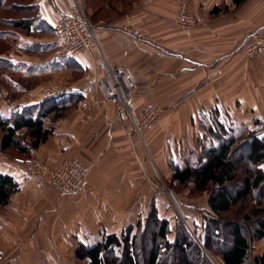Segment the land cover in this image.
I'll list each match as a JSON object with an SVG mask.
<instances>
[{
    "label": "crops",
    "instance_id": "obj_1",
    "mask_svg": "<svg viewBox=\"0 0 264 264\" xmlns=\"http://www.w3.org/2000/svg\"><path fill=\"white\" fill-rule=\"evenodd\" d=\"M181 1L198 18V26L181 29L175 24ZM33 4L48 29L53 30L59 15L74 4L82 7L95 26L93 52L74 56L77 68L58 61L55 55L40 62L27 60L41 66L38 73L43 81L47 76L52 79L29 89L30 96L37 98L17 102L29 105L43 101L48 95L42 90L50 81L79 86L81 90L71 94L81 96L80 101L58 119L46 120L53 133L34 153L47 157L53 165L76 157L91 166V174L84 188L76 193H61L52 183L39 190L19 159L12 161L0 155V173L13 176L20 187L11 197L9 218L0 213L3 240L9 237L10 226L16 230L15 224H27L31 217L36 218L38 230L44 225L48 214L35 212L32 216L34 203L54 201L48 212L56 213L64 208L74 211L89 196L95 198L100 187L114 182L109 178L110 170L121 165L124 154H131L134 135L139 136L134 141L145 144L155 168H159L169 166L170 159L178 157L185 137L198 129L201 114L216 108L223 111L224 107L235 112L237 106L244 111L246 102L252 104V110L263 112L264 101L255 88L257 99L245 96V80L248 72L264 75V55L248 57L245 43L252 31L264 35V0H245L238 5L234 0H34ZM28 42L48 49L54 39L43 42L33 37ZM115 68H123L134 77L135 90L128 100L132 114L138 117L149 104L159 106L163 112L159 122L141 134H127L131 127L129 111L120 103L108 101L97 84V79ZM124 177L115 191L124 193L128 189L122 187L133 186V181L128 184ZM156 204L159 207L160 203ZM76 217L65 240L98 239L95 236L100 228L92 231L84 215ZM93 218L95 224H100L99 215ZM106 232L113 231L106 227ZM37 235L36 232L30 240Z\"/></svg>",
    "mask_w": 264,
    "mask_h": 264
},
{
    "label": "trees",
    "instance_id": "obj_2",
    "mask_svg": "<svg viewBox=\"0 0 264 264\" xmlns=\"http://www.w3.org/2000/svg\"><path fill=\"white\" fill-rule=\"evenodd\" d=\"M33 1L0 0V40L11 39L19 52L55 50V29H48L38 17ZM244 1L234 0L237 5ZM23 9L26 15L20 17L4 14ZM44 32L54 33L52 48L28 42L32 35ZM54 57L67 66L78 67L74 56ZM39 68L19 55L0 52V75L16 92L27 89L18 78L40 75ZM1 88L0 84V92ZM80 98L70 93L48 96L36 104L16 103L6 112L0 107V150L13 149L17 158L33 154L53 133L46 120L63 116ZM221 113L216 108L200 116L207 133L203 139L210 137L209 144L203 142L199 151L195 148L182 160L169 161L172 181L190 187L191 197L209 194L211 210L198 223L200 229L193 233L179 217L172 225L169 218L160 214L155 202L148 215L137 223L135 232V226H128L120 233L102 232L93 242L79 240L76 258L81 264H252V242L264 237V135L257 129L246 128L235 133L226 127ZM242 146L244 152L234 158ZM196 152L197 158L193 160L189 153ZM19 188L13 176L0 173V207L6 206ZM173 232L175 236L170 237ZM254 260L264 264V253Z\"/></svg>",
    "mask_w": 264,
    "mask_h": 264
},
{
    "label": "rangeland",
    "instance_id": "obj_3",
    "mask_svg": "<svg viewBox=\"0 0 264 264\" xmlns=\"http://www.w3.org/2000/svg\"><path fill=\"white\" fill-rule=\"evenodd\" d=\"M18 1L31 2L33 0ZM103 1L104 0H100V3ZM24 11L25 9L15 12L5 11V13H3L7 16L20 17L26 15ZM198 25L199 23L197 26ZM32 36L41 39L43 42L48 39H55L54 33L34 34ZM0 52L2 54L7 53L10 55H19L23 60H26V62H29L27 60H33L36 62L45 61L50 57H53L55 54V50L24 51L21 49L19 52L15 43L9 38H6V40H0ZM33 61L29 63L34 64L35 62ZM35 65L39 66V64ZM1 73L0 70V74ZM249 74L250 72H248L245 80V96H247V99L253 101V98H256L254 97L255 88L257 91L256 93L261 94L260 98L264 101V75H256L255 73ZM249 76L251 77L249 78ZM41 77V74L36 75L35 77L18 78V76H16L21 85L24 86L25 89L27 88V91L16 92V89H14L11 84L4 81L5 78H3V75H0V84L2 86L0 92L1 109L9 111L13 104H16L17 102L26 103L31 101V99L37 98L36 96H30L28 89L33 86L40 87L41 84L52 79L47 76L48 78L43 81V78ZM260 86L261 92L259 91ZM235 87H237L236 84ZM42 91L44 94V90ZM251 106L252 104L250 102H246L244 111L241 109L239 110L241 106H237L235 112L232 111L231 107H224L223 111H221L220 118L227 124L226 127L232 128L235 133H239L243 128H246L257 129L262 135H264V105L261 106L262 113L252 110ZM162 113L163 112L161 111L160 119ZM201 121V119H198V129L195 130L194 134L192 133V135L185 137V140L182 143V149L178 150V157L176 159L182 160L185 157V154L188 156V152L192 149L194 150L197 148L199 151L201 146H204L203 142L206 144L210 143V137H205L207 140L203 139L204 136H207V133L205 129H203ZM201 131H203V133H199ZM135 138L139 139V136L134 135L132 137V141L130 142L131 154H124L126 157L121 161V165L117 169L116 167H113L110 170L111 174L109 175V178H113L112 180H114V182L100 187V191L95 198L89 196L79 203L77 209H74V211L72 209L68 210L64 208L56 213L48 212L49 208H52L51 206L54 201H44L42 204H38V202L32 204L30 214L34 216L35 212L37 214L38 212H44L48 214L47 221H45L44 225L39 230L38 222H36L35 217H31V219H29L30 222L27 224H15L16 230H13L10 226L8 231L9 237H7L6 240L0 238V249L3 252V254H0V264H81V261L76 258V249L78 247L77 241L75 239L65 240L69 230L73 229V224L77 215H84L83 218L91 224H87V227L90 230L97 231L100 228L96 234L98 236H95V238H99V235L102 232H106V227L109 228V231L120 233L128 226H135L133 229L135 232L137 223L148 215L151 208L155 206V202L160 203L159 207L157 205L160 214L169 218L173 223L172 225L175 224L176 218L179 217L193 233H196L197 228L200 229L198 223L200 224L204 221V217H206V214L210 209L208 205L209 194L204 193L191 197L190 187L177 185L172 181L173 169L170 165L155 168L154 162L149 157L147 147L143 142L140 144L136 143V141H134ZM238 149L236 150L238 152L234 155V158H237L245 150L243 146ZM189 154L192 156L193 160H196L197 152L193 155L191 153ZM0 155L3 158L12 161L20 159L17 158L18 156L13 149L6 151L0 150ZM33 155L36 154L24 155L23 158ZM130 156L132 157L131 159ZM43 157L47 158L45 156ZM49 163L53 165L51 161H49ZM90 174L91 167L89 176ZM123 175H125L124 178H126L128 184L130 181H133V186L122 187L128 189L124 193L114 190L116 184L123 180ZM117 176H120V178L117 179ZM48 183L45 186H48ZM33 186L39 190H44L45 188V186L43 188L38 187L35 180ZM103 202L106 205H104ZM11 207L12 200L6 206L0 207V213L6 218H9L12 210ZM94 213L99 215L98 219L100 220V224H95V219L93 218L95 215ZM36 232L38 234L37 237L34 240H30V237L33 234H36ZM174 236L175 232L170 235V237ZM86 241L93 242L95 240L88 238ZM251 247L250 261L252 264H259L254 258L264 253V237L253 241ZM214 260L218 262L219 258L214 257Z\"/></svg>",
    "mask_w": 264,
    "mask_h": 264
},
{
    "label": "built area",
    "instance_id": "obj_4",
    "mask_svg": "<svg viewBox=\"0 0 264 264\" xmlns=\"http://www.w3.org/2000/svg\"><path fill=\"white\" fill-rule=\"evenodd\" d=\"M198 18L192 15L184 1L175 17V24L181 29H190L197 26ZM58 46L55 49L57 56H77L82 53H92L95 47V26L78 4L68 6L54 24ZM248 57L255 58L264 55V35L256 30L250 32L245 43ZM99 88L108 101L120 103L126 110L129 107V96L135 90V80L131 72L123 68H115L105 72L97 79ZM81 90L79 86L63 82H48L44 86V93L48 96H62L67 93ZM129 111V110H128ZM131 127L127 134L131 137L135 133L151 128L160 120L159 106L149 104L145 106L139 116L129 111ZM26 173L32 176L38 187L43 188L48 182L54 184L61 193L79 192L87 183L90 165L76 157L65 158L58 165H51L49 159L36 154L27 158H20Z\"/></svg>",
    "mask_w": 264,
    "mask_h": 264
}]
</instances>
